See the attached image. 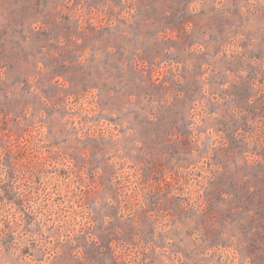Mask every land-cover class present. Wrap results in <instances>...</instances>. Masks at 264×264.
I'll return each mask as SVG.
<instances>
[{
    "label": "rangeland",
    "instance_id": "374dc122",
    "mask_svg": "<svg viewBox=\"0 0 264 264\" xmlns=\"http://www.w3.org/2000/svg\"><path fill=\"white\" fill-rule=\"evenodd\" d=\"M0 264H264V0H0Z\"/></svg>",
    "mask_w": 264,
    "mask_h": 264
}]
</instances>
